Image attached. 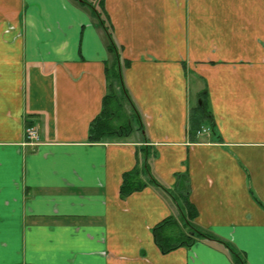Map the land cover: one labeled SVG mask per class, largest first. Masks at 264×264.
I'll list each match as a JSON object with an SVG mask.
<instances>
[{
    "label": "crops",
    "instance_id": "0c3cea01",
    "mask_svg": "<svg viewBox=\"0 0 264 264\" xmlns=\"http://www.w3.org/2000/svg\"><path fill=\"white\" fill-rule=\"evenodd\" d=\"M96 13L139 115L101 141L120 88ZM169 219L164 242L187 220L264 264V0H0V264H235L204 237L163 253Z\"/></svg>",
    "mask_w": 264,
    "mask_h": 264
},
{
    "label": "trees",
    "instance_id": "16d2710c",
    "mask_svg": "<svg viewBox=\"0 0 264 264\" xmlns=\"http://www.w3.org/2000/svg\"><path fill=\"white\" fill-rule=\"evenodd\" d=\"M97 17L107 35L108 48L113 53L116 61L115 65H113L112 68L110 69L107 68V73L109 76H112L113 79H117L120 88V93L119 95L114 93L113 88L111 87L109 89V92L103 97L101 112L91 122L89 128V140H93V141H101L102 138H104L105 136L117 137V138L119 137L123 138L128 136L133 131V122H136L139 117L138 113H136L135 108L131 104L132 102L128 95V92L126 91L123 85L122 76H121L123 62L118 52V47L113 39L112 33L110 32L108 26L105 25L104 20L100 18V15L99 16L97 15ZM204 92L205 91H203L202 93L204 94ZM122 101H126L130 105L132 115L126 116V123L116 124L113 121L116 118H118V111L121 109ZM205 120L209 121L210 125L212 126L211 115L204 108V103H201V105L197 106L196 111H192L190 114V128L199 127L202 124V122ZM137 126L138 128H140L138 124ZM135 172L136 171H133V172L125 173L123 175V181L120 186L121 194L125 195L138 189V186L135 185L132 180V177L134 176ZM152 181L156 182L155 179H152ZM184 197L185 196H183V198L181 197L179 201L176 197L174 199L178 203L179 209L181 211L185 210L189 218H192L196 214L195 208L193 204L189 202L187 198ZM170 221L172 220L170 219L164 220L159 225L153 228L155 242L163 253L169 252L182 245H190L193 242L194 238L204 237L211 240H215L221 243L224 247H226L233 255V260L235 264H248L243 252L233 248L227 242L218 239L214 235L198 229L187 220L185 224L189 225L191 234H183L182 237L181 235L178 237L176 236L173 241L172 240L170 241L167 240L165 242L162 241V234H161L162 232H160V230L162 229L164 224Z\"/></svg>",
    "mask_w": 264,
    "mask_h": 264
},
{
    "label": "rangeland",
    "instance_id": "374dc122",
    "mask_svg": "<svg viewBox=\"0 0 264 264\" xmlns=\"http://www.w3.org/2000/svg\"><path fill=\"white\" fill-rule=\"evenodd\" d=\"M124 108L123 109H120L119 111H118V118H116V121L115 122H118V121H120L119 123H126V111H127V106H128V104L127 103H124ZM204 123V127H206L207 125H210V123H209V121H207V120H205V122H203ZM174 230L176 229V228H173Z\"/></svg>",
    "mask_w": 264,
    "mask_h": 264
},
{
    "label": "built area",
    "instance_id": "2783aa9c",
    "mask_svg": "<svg viewBox=\"0 0 264 264\" xmlns=\"http://www.w3.org/2000/svg\"><path fill=\"white\" fill-rule=\"evenodd\" d=\"M26 135H27V139L31 143L36 142L38 139L37 131L34 128L31 127L27 128Z\"/></svg>",
    "mask_w": 264,
    "mask_h": 264
}]
</instances>
